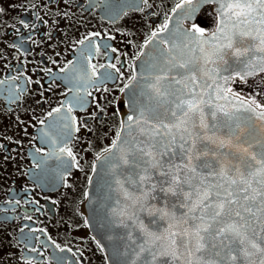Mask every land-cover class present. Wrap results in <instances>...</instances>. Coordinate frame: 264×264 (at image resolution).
Returning a JSON list of instances; mask_svg holds the SVG:
<instances>
[{"label": "flooded vegetation", "instance_id": "af4514ba", "mask_svg": "<svg viewBox=\"0 0 264 264\" xmlns=\"http://www.w3.org/2000/svg\"><path fill=\"white\" fill-rule=\"evenodd\" d=\"M187 4L0 0V264H111L87 222L90 181L123 127L136 62ZM183 13L205 34L219 23L214 1ZM263 88L260 72L228 89L256 106Z\"/></svg>", "mask_w": 264, "mask_h": 264}, {"label": "snow or ice", "instance_id": "6c2138e0", "mask_svg": "<svg viewBox=\"0 0 264 264\" xmlns=\"http://www.w3.org/2000/svg\"><path fill=\"white\" fill-rule=\"evenodd\" d=\"M186 2L191 3L192 0ZM220 2L222 19L219 32L227 43L213 45L212 54L220 55L224 49H233V40L237 36L258 40L259 49L264 52V0H226V2L220 0ZM2 11L3 9H0V12ZM224 17L230 21L234 18L231 35L225 33L227 25ZM21 24L24 22L21 21ZM238 25L247 27L237 31ZM251 25L257 27L252 28ZM24 26L27 27L26 24ZM167 27L165 24L159 31L164 32ZM197 33L199 34L197 39L203 43L204 29L194 26L192 34ZM156 35V32L152 33L153 37ZM215 38L216 34L213 33V39ZM80 43L83 44L84 40ZM199 51L208 58L209 53L204 47H200ZM234 51L235 55L240 56L244 55L247 49L242 52L236 48ZM168 52L171 53L172 48H169ZM173 60L169 63L178 69H189L192 63L175 57ZM109 67L119 71L115 64ZM260 71L264 72V67H261ZM135 78L132 77L133 80ZM163 79L164 77L161 76L156 77V83L150 87L158 95L174 97L172 107L168 110V115L172 119L170 121L151 119L145 116L144 111L139 115H128L122 123L126 124L128 129H132L135 125L143 139L135 142L136 138L133 137L134 143L125 148L121 146L122 138L117 136L112 148L105 150L111 152L112 149H118L124 164L135 161L140 168L135 180L130 181L147 188V191L133 200V204L138 205L140 211L153 215L148 201L150 193L157 189V184L152 183L154 174L165 178L159 187L160 192L182 196L187 202L182 205L188 210L183 219L185 227L179 233L169 234L173 251L161 252L160 255L179 259L177 253L183 248L186 256L184 264H264V141H260V151L257 153L253 150V144L242 140L239 135L221 137L210 131L209 115L212 118H216L217 113L232 115L223 104L215 102L223 100L232 103L227 95L231 89L223 88L213 80L211 84L205 83L200 93H197L195 85L199 81L195 73L190 72L187 79L193 86L188 88V92L184 93L182 89L177 88L175 92L168 93L161 91L160 84ZM221 79L227 83L229 78ZM172 83L177 86L184 84V78H174ZM184 86L188 87L187 84ZM205 88L213 89L215 100L210 96L208 99L204 98L209 95L205 92ZM189 95L191 98H185ZM253 104L255 101L249 103L245 110L255 112ZM68 107L71 110V106ZM206 107L212 110L206 112ZM256 107L262 109L257 115L261 121H264V105H256ZM54 111L60 112L61 109L57 108ZM123 130L122 128L121 131ZM60 152L74 159L70 148H61ZM178 154L181 162L171 164L170 158ZM129 156L133 160H130ZM165 157L169 159L166 160ZM185 186L190 190L184 191ZM128 198L132 199L131 196ZM163 215L168 216L169 213L164 212ZM128 219L135 221L138 218L136 213L132 212L128 215ZM138 227L146 238L160 239L149 231L143 222H139ZM177 236L180 237L179 243ZM209 248L215 250L214 258L206 259L205 254ZM145 250V247L141 246L139 251ZM155 259L156 255L153 254V260Z\"/></svg>", "mask_w": 264, "mask_h": 264}, {"label": "water", "instance_id": "95a60500", "mask_svg": "<svg viewBox=\"0 0 264 264\" xmlns=\"http://www.w3.org/2000/svg\"><path fill=\"white\" fill-rule=\"evenodd\" d=\"M217 2L219 6V24L214 32L203 35V43L197 39L199 34H192V30L182 25L180 21L183 11H198L200 5L206 2ZM226 2V0H224ZM191 13V12H190ZM221 2L220 0H194L191 3L182 6L174 14L169 27L166 31L157 34L146 45L142 56L135 65V80H131L125 88V99L127 103L128 115H139L144 111L145 116L151 119H165L170 121L171 116L168 110L174 102L173 96L158 95L155 90L150 87L156 83V77L161 76V91L172 93L177 88L182 89L184 93L188 92V88L193 85L187 79L190 72L196 75L198 84L195 85L196 92L200 93L205 83L211 84L213 80L223 88H228L235 76L248 78L257 75L261 67H264V52L259 49V41L251 37L237 36L233 40V49H224L220 55H213V45L226 44L227 40L219 32L221 27ZM227 25L225 33L231 35L233 32V20L223 18ZM245 25H238L239 29L245 28ZM250 27L255 28L256 25ZM213 33L216 38L213 39ZM163 41H167L164 45ZM200 47H204L209 53L208 58L204 53L199 51ZM172 48L169 53L168 49ZM239 48L242 52L247 51L244 55H235V49ZM182 59L184 61H192L189 69H178L173 67L170 60ZM175 63V60H173ZM251 73V74H249ZM222 77H228L227 83ZM184 78V84L179 86L172 83L173 79ZM187 84L188 87L184 85ZM205 92L215 100L213 89L205 88ZM232 103L220 100L216 103L223 104L227 111L232 112L231 116L223 113H217L216 118L208 117L210 131L218 136L239 135L242 140L253 144V150L259 153L260 141H264V121H261L257 113L262 109L255 108V112L246 111V106L251 103L248 100L227 93ZM191 98V96H185ZM212 109L205 108L206 112ZM239 125V127H237ZM146 127V126H145ZM123 131L120 133L121 146L127 148L136 138L135 142L143 139L138 128L134 125L132 129H128L123 123ZM127 142L126 144L124 142ZM121 153L118 149H112L102 155L96 162L94 174L91 178L88 199L86 201L87 222L91 232L99 239L111 264H184L186 256L184 249L178 251L179 259H173L167 255H160L161 252L173 251L169 234L172 232L179 233L185 225L183 224L184 214L187 208L182 205L187 203L182 196H172L159 191V187L163 184L164 179L158 174L153 175L152 183L157 184V189L150 193L148 206L151 208L153 215H149L146 211H140L138 205L133 204V200L140 196L141 193L147 191L146 186L130 183L135 180L136 174L140 171L135 161L130 164H124L120 159ZM130 160H133L129 156ZM169 159V157H165ZM179 154L170 158L171 164H179ZM190 189L185 186L184 191ZM131 196L132 199H129ZM132 212L136 213L137 220H129L128 215ZM169 213L164 216L163 213ZM121 213H124L123 215ZM123 221V223H121ZM139 222H143L145 226L160 239L146 238L142 230L138 227ZM191 223V221H190ZM172 225V227H169ZM180 242V237H176ZM145 247L144 252H140V247ZM215 250L209 248L205 254L206 259L214 258ZM139 253V255H137ZM153 254L156 259L153 260Z\"/></svg>", "mask_w": 264, "mask_h": 264}, {"label": "rangeland", "instance_id": "374dc122", "mask_svg": "<svg viewBox=\"0 0 264 264\" xmlns=\"http://www.w3.org/2000/svg\"><path fill=\"white\" fill-rule=\"evenodd\" d=\"M255 83H256V82H254V81L252 82V87H254V84H255ZM255 89H256V91H257V90H258V87H256ZM263 90H264V88H263ZM251 94H252L255 98L258 97V94H257L256 92H252Z\"/></svg>", "mask_w": 264, "mask_h": 264}]
</instances>
